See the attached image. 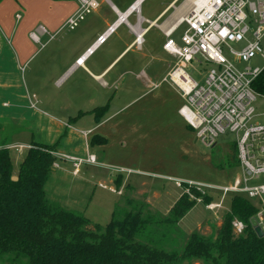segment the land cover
<instances>
[{
	"label": "rangeland",
	"instance_id": "1",
	"mask_svg": "<svg viewBox=\"0 0 264 264\" xmlns=\"http://www.w3.org/2000/svg\"><path fill=\"white\" fill-rule=\"evenodd\" d=\"M5 1L12 3V0ZM54 1L13 0L20 9L17 11L20 16L27 7L34 13V17L39 13L64 15L67 4H63L64 7L54 8L61 2H67L69 5L74 3L72 0ZM171 1L145 0L140 6L141 14L150 21ZM181 5L180 9L175 10ZM187 6L189 4L185 0H178L174 7L158 20L160 21L158 23L162 22V30L176 27L177 31L173 34L176 41L179 40L183 29L178 23ZM93 16V12L87 14L72 30L62 28L59 36H69L68 39H63L66 41L65 44L56 45L62 53H66L68 44L75 41L73 35ZM128 21L134 22L133 16L129 17ZM146 25L147 22L143 23V26ZM124 29V26L119 28L109 40L104 42L102 49L117 47L125 38ZM143 39L142 53L139 54L136 50L128 52L116 61L115 68L124 66L135 57L140 58L139 61L143 64L144 73L148 78V87L145 85L141 89L144 94L138 99L131 100L133 97L127 96L117 101L113 105L116 114L107 120L104 119L105 121L100 122V126L94 128L93 120L84 117L76 122L73 128L66 129L60 124L61 113L37 114V110L30 106L29 102L32 100L30 97L26 107L25 87H28L27 73L32 64L28 67L25 65L23 68H14L9 61L5 71L0 72V136L9 141L8 153L12 175L17 174L18 164L31 139L47 144L55 143L58 153H53L56 157L53 163L57 166L52 164L51 172L46 179L44 185L46 196L100 226H104L109 221L114 210L129 209L128 200L145 201L149 204V212L166 214L181 193L190 195V190L184 185L181 188L176 186L175 180L195 185L224 186L231 184L234 178L242 177L240 167H228L225 164V160L231 156L232 139L235 134L228 132L220 136L217 144L211 148L204 147L195 140V130L187 126L178 112L184 102L183 99L173 86L161 81L173 64L174 57L161 48L163 36L155 27L144 35ZM45 41V38H41L37 46ZM56 41L60 40H53L51 43ZM49 45L46 47L49 48ZM229 45L238 49L243 44L231 42ZM223 54L233 61L227 48L223 49ZM233 63L237 68L242 69L246 66L261 67L264 61L256 55L247 62ZM192 66L193 68L189 67L186 70L199 84H203L208 69L213 65L204 63L197 56ZM129 69L131 73L126 74V85L136 78L138 72ZM152 84L157 86L154 87ZM251 106L254 113H263L264 97L256 96ZM257 119L260 121V115ZM15 129L20 131L13 134ZM87 129L91 131L84 138L82 130ZM95 134L104 136L106 142H102V145L92 143L90 140ZM19 144L25 147H14ZM86 153L94 154L96 162L82 163L79 172L72 174L71 162L62 155L85 157ZM262 182L263 177L260 175L257 179L248 181V184ZM209 195L210 201H221L222 208L207 210L200 201L201 197L195 199L190 195L195 203L179 220L178 232L166 233L161 239L160 245L163 249H177L182 244L183 237L192 231L214 237L213 227L220 222L223 213L229 208L230 198L234 194L226 193L222 196L221 191L211 188ZM0 264L13 263L6 257H0ZM181 264L201 263L184 260Z\"/></svg>",
	"mask_w": 264,
	"mask_h": 264
},
{
	"label": "trees",
	"instance_id": "2",
	"mask_svg": "<svg viewBox=\"0 0 264 264\" xmlns=\"http://www.w3.org/2000/svg\"><path fill=\"white\" fill-rule=\"evenodd\" d=\"M264 97V69L251 85ZM105 106L91 112L96 120ZM20 131L13 130V134ZM12 134V135H13ZM0 142V257L13 264H264V234L258 237L249 224L257 207L240 194L230 198L229 208L213 227L214 237L192 231L173 250L161 247L166 233L178 232V222L195 203L191 197L209 202V194L183 183L190 191L181 193L166 214L149 212L147 202L128 200L127 210H114L104 225L92 223L82 214L46 196L44 185L55 160L54 145L31 140L12 175L7 141ZM7 139V138H6ZM103 140L99 136L92 143ZM238 166L236 148L225 160ZM244 224L235 234L232 221Z\"/></svg>",
	"mask_w": 264,
	"mask_h": 264
},
{
	"label": "built area",
	"instance_id": "3",
	"mask_svg": "<svg viewBox=\"0 0 264 264\" xmlns=\"http://www.w3.org/2000/svg\"><path fill=\"white\" fill-rule=\"evenodd\" d=\"M73 1L77 8L64 23V27L70 30L100 5L98 0ZM191 4L178 23L183 25L179 41L173 38L176 27L163 30L165 41L162 47L175 60L161 81L173 86L183 99L178 112L195 130V140L201 145L211 148L220 136L228 132L235 134L232 140L242 177H236L231 184L224 186L195 185L179 180H175V184L181 188L183 183H187L203 194H209V189L216 188L222 196L233 193L249 198L257 207L253 217L264 231V112L254 113L251 106L258 96L251 87L252 81L264 69V64L239 69L233 63L247 62L256 55L264 61V0H192ZM134 7L119 13L117 19L95 38L76 61L81 62L85 55L92 53L120 23H126L132 30L135 35L133 44L140 48L146 29L140 27L138 17L134 24L126 20ZM44 32L45 29L38 25L29 36L38 42ZM231 42L243 45L236 49L229 45ZM224 48L228 49L233 61L223 54ZM197 56L204 63L213 65L208 69L203 84H199L186 70L193 68L192 63ZM62 156L71 162L72 174L79 172L82 163L96 162L94 154L90 153H86L85 157ZM260 175L262 183L248 184ZM204 207L210 211L217 210L222 208V202L209 201ZM232 228L235 234H239L244 224L234 219Z\"/></svg>",
	"mask_w": 264,
	"mask_h": 264
},
{
	"label": "crops",
	"instance_id": "4",
	"mask_svg": "<svg viewBox=\"0 0 264 264\" xmlns=\"http://www.w3.org/2000/svg\"><path fill=\"white\" fill-rule=\"evenodd\" d=\"M144 1L137 2L138 11L133 10L132 13L126 16V20L128 21V18L133 16L134 22H128L134 24L138 21V17L140 27L146 29L143 37L155 27L162 34L164 43L165 36L162 30V22L158 23L160 22L158 20H161L166 12L174 7L178 0L169 2L150 21H147L140 11V6ZM53 2L55 1L53 0ZM57 2L61 1L58 0ZM73 2L70 5L67 2H61L58 6L55 4L57 7L54 9L61 6L64 7L63 4L68 5L65 6L67 7V11L64 15L39 13V15H36L37 17H34L31 9L26 7L22 12V16H20L17 12L20 9L14 4L13 0L11 4L9 1L0 0V72L5 71V66L9 61L12 62L14 68H23L25 65L28 67L32 64V68L30 67L27 73L29 78L28 87H25L26 107H28V97H30V100L32 99L29 102L30 106L32 105L31 107L37 110V114L52 115V113L56 112L61 113L59 117L60 124L66 129L73 128L74 124L84 117H90L93 120L94 128L100 126L101 121H105L116 114V111H113V105L121 98L132 96L131 100H134L143 96L144 92H141V89L145 85L148 87V78L144 73L143 64L139 61L140 58L135 57V59L127 62L124 66L115 68L116 61L123 58L128 52L136 50L141 54L143 43L140 48H136L133 44L135 35L132 30L126 23H120L115 27L113 33L106 38V40H109L119 28L124 26L125 38L123 37L124 39L119 42L117 47L114 49H102L103 44H105L104 42H106L105 40L92 53L85 55L81 62H77L76 59L85 52L100 33L117 19L119 13L127 11V9H130L131 6L137 3L136 0H101L98 9L93 11L94 16L92 19H89L83 25L79 30L80 32L77 31L73 35L75 41L72 43L68 42V50L66 53H62V50L58 49L56 45L62 46L66 43L63 39H68L69 37L68 35H62L61 37L59 34L62 28H64L67 18L77 8L76 2ZM187 4L189 3L187 2ZM189 6H187L185 12ZM181 7L182 5L178 8L180 9ZM145 22H147V25L143 26ZM38 25H41L45 29V32L40 35L39 41L36 42L30 38L29 33ZM174 28L175 26L171 27V29ZM175 31L177 30L175 29L173 34ZM41 38H45L46 41L37 46L41 42ZM53 40L60 41L51 43ZM48 44H50L49 48L46 47ZM162 45L161 48L163 49ZM129 68L138 72L136 78L126 85V74L131 73ZM103 106L106 108L102 116L96 120L91 111L94 108ZM90 131V129L82 130L84 138ZM94 136H99L103 139H100L97 145H102V142H106L104 136L99 134H95ZM2 140L3 138L0 136V142ZM51 145H54V153H58L55 143ZM6 146H10L9 141H7ZM17 146L24 145L19 144ZM17 146L14 147L16 148Z\"/></svg>",
	"mask_w": 264,
	"mask_h": 264
},
{
	"label": "water",
	"instance_id": "5",
	"mask_svg": "<svg viewBox=\"0 0 264 264\" xmlns=\"http://www.w3.org/2000/svg\"><path fill=\"white\" fill-rule=\"evenodd\" d=\"M249 224L250 226L253 228L254 232L256 233V235L258 237L263 236L264 231L263 229L260 227V225L258 224L257 220L254 217H251L249 219Z\"/></svg>",
	"mask_w": 264,
	"mask_h": 264
},
{
	"label": "bare ground",
	"instance_id": "6",
	"mask_svg": "<svg viewBox=\"0 0 264 264\" xmlns=\"http://www.w3.org/2000/svg\"><path fill=\"white\" fill-rule=\"evenodd\" d=\"M191 1H192V0H185V2H188L189 4H191ZM138 2H140V0H139ZM135 4H136V3H135ZM191 5H192V4H191ZM176 9H177V8H176ZM176 9H175V10H176ZM178 9H179V8H178ZM134 10H135V11H138V3L135 5Z\"/></svg>",
	"mask_w": 264,
	"mask_h": 264
}]
</instances>
